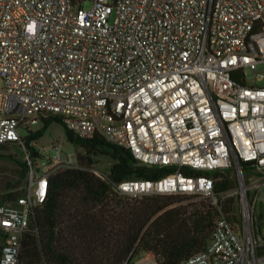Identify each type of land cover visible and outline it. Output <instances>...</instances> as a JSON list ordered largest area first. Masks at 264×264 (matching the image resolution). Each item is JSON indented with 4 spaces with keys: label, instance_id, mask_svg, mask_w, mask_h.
Returning a JSON list of instances; mask_svg holds the SVG:
<instances>
[{
    "label": "built area",
    "instance_id": "1",
    "mask_svg": "<svg viewBox=\"0 0 264 264\" xmlns=\"http://www.w3.org/2000/svg\"><path fill=\"white\" fill-rule=\"evenodd\" d=\"M260 64L264 0H0V144L22 146L28 165L23 194L0 200V263L21 264L50 176L78 167L61 144L51 154L27 142L54 115L80 138L101 134L141 164L172 168L120 182L94 171L118 194L208 198L218 210L209 243L181 264H264V86L246 77ZM226 169L237 182L232 212L230 189L217 191L211 175Z\"/></svg>",
    "mask_w": 264,
    "mask_h": 264
},
{
    "label": "trees",
    "instance_id": "2",
    "mask_svg": "<svg viewBox=\"0 0 264 264\" xmlns=\"http://www.w3.org/2000/svg\"><path fill=\"white\" fill-rule=\"evenodd\" d=\"M42 121L43 127L28 135V144L40 138L53 121L64 124L54 115L43 116ZM67 137L84 148L85 153L78 156L83 164L93 163L94 155L110 156L109 177L116 182L157 179L172 171L141 164L130 150L101 134L80 138L67 128ZM9 145L0 144V148ZM19 163L14 176L0 180L2 201L23 194L28 165L25 160ZM242 165L245 170L251 167L248 162ZM211 175L219 192L235 186V177L227 171L216 170ZM195 196L150 194L129 199L85 167L61 168L50 176L46 200L34 208L23 238L21 264H125L142 251L158 255L160 264H181L207 246L218 215L207 200L192 201ZM232 204L230 198L226 212ZM1 250L0 234V256Z\"/></svg>",
    "mask_w": 264,
    "mask_h": 264
},
{
    "label": "rangeland",
    "instance_id": "3",
    "mask_svg": "<svg viewBox=\"0 0 264 264\" xmlns=\"http://www.w3.org/2000/svg\"><path fill=\"white\" fill-rule=\"evenodd\" d=\"M91 3L87 2L85 4L86 7H89ZM264 64H260L258 66V72L255 73L250 68L246 69V77H247V83L248 84H256L258 86H264ZM43 127V121H39L36 124H33L31 126L32 131H37ZM21 134L27 136L29 132L27 130L21 129ZM61 144L63 149V155L64 157L71 156L72 159L77 163L78 167H85L92 172L98 171L102 173L103 175L109 176L110 175V166L112 164V159L108 155H94L93 156V163L90 165H87L86 163L83 164L81 161H79V155L85 153V150L83 147L77 146L75 143L70 141L67 137V127L65 124L53 121L45 130L44 134L36 139V147L41 152L46 149L48 152L50 151L51 154H54V146H57ZM25 160V151L22 146H20L18 143H12L7 148L3 149L0 148V180H5L6 178H11V176L15 175V169L19 168L20 163L19 161ZM39 162H42V159H39ZM64 168V167H63ZM225 171L229 172L233 177L236 176L233 171V169H226ZM212 173V172H211ZM246 176L249 177L254 174V172L249 171V169L245 170ZM96 174V173H95ZM98 176V175H97ZM15 178H17L15 176ZM27 175L25 178V183L23 184V188L26 184ZM237 188V182L235 183V186L230 189V191L227 193V199L225 200L226 203H229V199L233 198L234 204L231 205L232 211H236L238 207V195L236 193ZM1 193V192H0ZM251 198L253 197V191H250ZM130 199V198H129ZM192 201H201V200H207L209 202L208 198L202 197V196H195L191 198ZM225 203V205H226ZM256 211L259 215V219L261 222V228L262 232L264 234V203L259 200L256 203ZM261 252V250H260ZM155 256L159 260V256L153 254L149 251H142L135 255L133 258V261L143 259L147 255Z\"/></svg>",
    "mask_w": 264,
    "mask_h": 264
}]
</instances>
